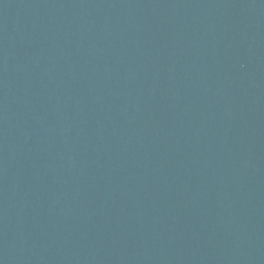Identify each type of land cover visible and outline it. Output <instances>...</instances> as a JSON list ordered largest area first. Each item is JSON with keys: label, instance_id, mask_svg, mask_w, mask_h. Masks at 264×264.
<instances>
[{"label": "water", "instance_id": "water-1", "mask_svg": "<svg viewBox=\"0 0 264 264\" xmlns=\"http://www.w3.org/2000/svg\"><path fill=\"white\" fill-rule=\"evenodd\" d=\"M0 264H264V0H0Z\"/></svg>", "mask_w": 264, "mask_h": 264}]
</instances>
